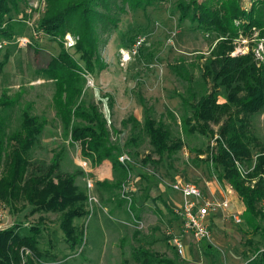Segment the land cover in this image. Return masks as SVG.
<instances>
[{
  "label": "rangeland",
  "instance_id": "rangeland-1",
  "mask_svg": "<svg viewBox=\"0 0 264 264\" xmlns=\"http://www.w3.org/2000/svg\"><path fill=\"white\" fill-rule=\"evenodd\" d=\"M177 1L155 0L152 5L143 4L131 10L126 0H116L117 7L111 12L95 7L100 16L105 14L114 19L116 26L106 20L105 25L93 26L98 39L96 55L100 60L92 73H87L80 63L83 82L80 100L97 107L107 123L111 142L119 147L121 155L129 158L125 184L130 188L132 207L128 210L127 201L118 206L119 198L108 205L102 204L94 195L97 203L88 204L92 213L81 223L83 243L73 251L64 242L58 215L31 214L30 207L22 213L11 212L0 203V232L15 225H23L20 231L31 226L40 228L42 250L54 259L41 260L42 263L34 259V264H143L141 255L146 254L148 264H255L256 248L264 250V220L259 218L263 230L257 235L243 224L245 208L231 186L217 178L211 159L225 117L218 125L209 123L214 133L212 138L185 133L181 127L179 96L185 93V82L178 79L171 68L181 59L201 65L204 59L199 57L209 55L215 34L200 28L198 23L181 21ZM216 1L196 0L199 5L208 7L215 6ZM184 2L190 4L192 0ZM237 2L245 10L252 5L251 0ZM227 4L234 10V0H228ZM45 10V0H23L19 11L10 13L13 22L18 24L17 32H21L14 39L26 37L31 43L25 48L8 44L0 50V98L4 95L15 101L19 115L27 111L45 119L41 144L35 149L33 160L47 165L53 155L59 153L62 158L60 171L74 176L77 185L86 186L90 180L95 183L91 168L82 169L80 163L75 164L80 158L78 154L82 156L81 148L71 143L57 116L53 107L54 85L44 74L51 59L61 52L59 38L37 31ZM76 26L80 27L78 21ZM77 39L73 32L62 38L65 52L75 60H78L74 54ZM261 39L264 37L255 29L250 35L240 31L230 56L253 54ZM192 73L195 78L199 76L197 69ZM211 87L212 84L208 86L209 92ZM218 101L223 102L222 99ZM146 117L162 122L179 137L180 149L157 155L141 131ZM249 125V133L252 132L264 148V108L252 116ZM176 181L195 185L209 201L228 199L227 211L210 223V240L197 242L192 235L184 234L183 218L177 214L184 200L172 188ZM121 193L119 190L117 195ZM259 208L264 212L263 203ZM173 238H178L184 246L182 255L174 248ZM21 256L20 264L23 262Z\"/></svg>",
  "mask_w": 264,
  "mask_h": 264
},
{
  "label": "trees",
  "instance_id": "trees-1",
  "mask_svg": "<svg viewBox=\"0 0 264 264\" xmlns=\"http://www.w3.org/2000/svg\"><path fill=\"white\" fill-rule=\"evenodd\" d=\"M126 1L131 10H136L143 4L152 5L155 0ZM234 1V10L228 6V0H217L215 6L210 7L199 5L196 0L190 4L184 0L177 1L180 20L198 23L200 28L214 33L215 43L207 57H199L204 59L201 65L189 64L181 59L171 70L185 82V93L179 96V118L185 133H198L212 138L214 133L209 123L218 125L225 117L215 139L211 159L217 178L231 186L245 208L243 224L257 235L263 230L259 218L264 220L263 209L259 208L264 204V148L252 132L249 133V124L252 116L264 108V66L256 65L252 53L235 57L230 54L234 51V41L240 31L250 35L255 29L260 37H264V0H251L249 10L242 9L237 0ZM21 2L23 0H0V42L13 40L21 34L17 32L18 24L10 17L11 12L19 11ZM45 2L46 10L38 22L37 31L54 39L59 38L61 47L60 54L53 57L44 70L55 89L53 107L71 143L79 144L82 156L89 160L92 167H98L104 161L112 166V180L95 182L93 195L106 205L119 198L117 204L121 206L126 201L117 192L126 183L129 168L120 163L121 151L111 142L107 123L97 107L94 104L86 105L80 100L83 90L80 63H83L87 73H92L100 60L96 55L98 39L93 26L97 23L105 25V20L116 26L114 19L105 14L100 16L95 7H103L104 12H111L112 8L117 7L116 0ZM77 21L80 29L76 26ZM70 32L78 36L74 45L78 60L63 48L62 38ZM1 66L2 63L0 71ZM194 69L199 71L196 78L192 73ZM210 84L212 87L209 92ZM218 99L223 102L219 103ZM131 119L137 122L135 118ZM45 126L43 117L27 111L19 115L16 102L1 96L0 203L10 208L11 212L22 213L30 207L31 214L40 212L58 215L64 242L74 251L83 243L81 223L92 213L88 210V204L91 205L88 191L86 187L77 185L74 176L60 171L62 158L59 153L54 154L47 165L33 160ZM141 131L159 156L179 150L182 146L179 137H175L168 127L151 117L144 119ZM172 143L175 144L171 146ZM131 207L132 203L128 210ZM22 226L15 225L0 232V264H20L21 248L33 255L28 258V264H34V259L37 262L53 260L54 256L42 250L40 228L31 226L20 231ZM98 233L101 236L100 229ZM256 249L255 264H264V250ZM141 256L143 264H148V254Z\"/></svg>",
  "mask_w": 264,
  "mask_h": 264
},
{
  "label": "built area",
  "instance_id": "built-area-1",
  "mask_svg": "<svg viewBox=\"0 0 264 264\" xmlns=\"http://www.w3.org/2000/svg\"><path fill=\"white\" fill-rule=\"evenodd\" d=\"M68 41H71L68 38ZM30 40L26 37L16 38L12 41L4 40L0 42V50L5 49L8 44L16 45L19 48H25L30 45ZM140 43V42H139ZM9 45V46H10ZM254 60L258 65H264V39H261L253 50ZM120 163L127 166L130 162L127 155L122 154L119 157ZM80 160V166L85 169L87 166L86 162ZM86 189L88 191L89 203H97L96 197L93 195L94 183L92 180L86 182ZM173 190L179 193L184 200L182 209L178 210L177 214L183 218V232L185 235H192L197 242L210 240L211 230L210 223L211 217L215 216L218 212H226L229 207L228 199H223L221 202L209 201L204 198L201 190L193 184H188L182 181H176L172 186ZM121 198L129 202V206L132 203L130 194V188L124 184L121 189ZM237 219V218H236ZM172 244L176 249L178 255H182L184 246L178 238H173ZM20 255L23 262L22 264H28V258H32L33 255L27 249H22Z\"/></svg>",
  "mask_w": 264,
  "mask_h": 264
},
{
  "label": "crops",
  "instance_id": "crops-1",
  "mask_svg": "<svg viewBox=\"0 0 264 264\" xmlns=\"http://www.w3.org/2000/svg\"><path fill=\"white\" fill-rule=\"evenodd\" d=\"M77 157H80V158H77L75 160V164L80 163V160L83 162H86L87 166H89L91 168L92 179L95 182L103 181V180H112V178H113L112 166L108 161H104L100 166L93 168L88 159H86L85 157L83 158V156H80V154H78ZM78 185L85 188L84 185H81V184H78ZM221 212L222 211L218 212L215 216H212L211 222L217 215H220ZM223 213L224 212H222V214Z\"/></svg>",
  "mask_w": 264,
  "mask_h": 264
}]
</instances>
